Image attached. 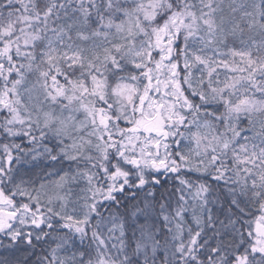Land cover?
I'll list each match as a JSON object with an SVG mask.
<instances>
[{"label": "snow or ice", "instance_id": "1", "mask_svg": "<svg viewBox=\"0 0 264 264\" xmlns=\"http://www.w3.org/2000/svg\"><path fill=\"white\" fill-rule=\"evenodd\" d=\"M0 264H264V0H0Z\"/></svg>", "mask_w": 264, "mask_h": 264}]
</instances>
